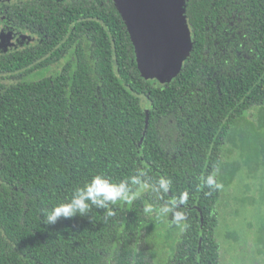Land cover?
Here are the masks:
<instances>
[{"label": "trees", "instance_id": "1", "mask_svg": "<svg viewBox=\"0 0 264 264\" xmlns=\"http://www.w3.org/2000/svg\"><path fill=\"white\" fill-rule=\"evenodd\" d=\"M6 15L37 41L0 52V264H221L217 206L243 168L239 155L223 159L229 143L238 154L247 145L231 140L235 128L252 127L255 158L264 154V124L249 116L264 117V0H186L193 47L166 83L143 76L114 0H29ZM97 174L146 186L44 223ZM184 193L174 209L184 220L160 214Z\"/></svg>", "mask_w": 264, "mask_h": 264}, {"label": "rangeland", "instance_id": "2", "mask_svg": "<svg viewBox=\"0 0 264 264\" xmlns=\"http://www.w3.org/2000/svg\"><path fill=\"white\" fill-rule=\"evenodd\" d=\"M59 70L60 67L53 66L49 70L38 74L37 78L49 77L56 74ZM258 112V108L249 112L250 119L256 126H259L260 123L261 125L264 124V117L262 118ZM249 128L252 127L244 128L240 126L235 128L231 134V140L247 143V145L238 154V150L234 148V145L229 143L223 159L224 163L234 164L239 155V161L243 168L239 175L234 178V182L229 187L223 188L217 206L219 221L217 239L222 253L221 264H238L240 256H247L253 260L251 262L256 260L260 262L257 257L259 255L257 254V248L252 247L253 245L257 246L254 241L256 242L257 240L258 229L264 223V192L260 191L264 185V154L261 153V148L260 155L255 158L256 152L260 147L254 143L255 134L253 136L251 131L249 132ZM254 131H256V128ZM242 134L246 138L245 142L241 141ZM246 161L252 162V164L245 166ZM249 174H253L254 178H249ZM164 222L167 223L166 221ZM169 229L170 226L168 224L160 228V232L163 234L158 239L161 252L170 250L168 245L170 242L165 238ZM228 233L235 235L236 240L228 237ZM249 247L252 248L251 254L248 253L251 250Z\"/></svg>", "mask_w": 264, "mask_h": 264}, {"label": "water", "instance_id": "3", "mask_svg": "<svg viewBox=\"0 0 264 264\" xmlns=\"http://www.w3.org/2000/svg\"><path fill=\"white\" fill-rule=\"evenodd\" d=\"M114 2L129 31L143 76L170 82L180 73L193 47L186 0Z\"/></svg>", "mask_w": 264, "mask_h": 264}, {"label": "clouds", "instance_id": "4", "mask_svg": "<svg viewBox=\"0 0 264 264\" xmlns=\"http://www.w3.org/2000/svg\"><path fill=\"white\" fill-rule=\"evenodd\" d=\"M143 174L141 173L140 176ZM140 176H133L130 179H125L119 183H113L111 179L103 174H97L92 179L85 183L82 187H77L73 190L70 199L67 202L60 203L50 209H45L44 223L47 225H55L61 218H72L77 215L87 216L91 207L95 206L100 209H109L110 204H115L117 201L131 199L133 193L131 185L146 186L142 183ZM170 181L161 178L158 181V189L163 192L169 190ZM204 183L207 187L212 188L215 184L214 176L210 175ZM187 194L181 195L178 202H171V206H164L160 209L161 215H166L169 211H173L174 222H180L185 219V215L182 212L174 211L178 207V204H182L186 201ZM146 212L151 211L150 208L145 209ZM113 213L107 211L106 215L111 216Z\"/></svg>", "mask_w": 264, "mask_h": 264}, {"label": "flooded vegetation", "instance_id": "5", "mask_svg": "<svg viewBox=\"0 0 264 264\" xmlns=\"http://www.w3.org/2000/svg\"><path fill=\"white\" fill-rule=\"evenodd\" d=\"M29 0H0V52L5 53L14 49L23 48L26 45L35 44L37 38L27 32L20 31L17 26H14L13 21L9 18L6 13L11 7L23 4ZM28 36V38H23ZM256 247L253 245L252 248H257V257L260 259V262H251L252 259H249L247 256H240L238 264H264V246H260L258 240H256ZM251 248V247H249ZM252 248L250 252L252 253ZM245 253V251L243 250ZM221 250H220V263H221Z\"/></svg>", "mask_w": 264, "mask_h": 264}]
</instances>
